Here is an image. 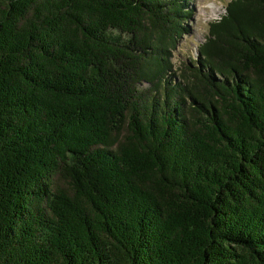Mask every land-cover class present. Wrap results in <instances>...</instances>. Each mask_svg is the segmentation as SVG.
Returning a JSON list of instances; mask_svg holds the SVG:
<instances>
[{"label": "trees", "instance_id": "1", "mask_svg": "<svg viewBox=\"0 0 264 264\" xmlns=\"http://www.w3.org/2000/svg\"><path fill=\"white\" fill-rule=\"evenodd\" d=\"M191 12L0 0V264H264V0Z\"/></svg>", "mask_w": 264, "mask_h": 264}, {"label": "rangeland", "instance_id": "2", "mask_svg": "<svg viewBox=\"0 0 264 264\" xmlns=\"http://www.w3.org/2000/svg\"><path fill=\"white\" fill-rule=\"evenodd\" d=\"M228 1L190 0L192 12L190 18L185 22L187 32L178 38L172 51L171 60L174 71H178L183 63H188L190 59L197 57V46L204 41L209 24L220 19Z\"/></svg>", "mask_w": 264, "mask_h": 264}, {"label": "bare ground", "instance_id": "3", "mask_svg": "<svg viewBox=\"0 0 264 264\" xmlns=\"http://www.w3.org/2000/svg\"><path fill=\"white\" fill-rule=\"evenodd\" d=\"M212 8V7H211ZM213 9V8H212Z\"/></svg>", "mask_w": 264, "mask_h": 264}]
</instances>
